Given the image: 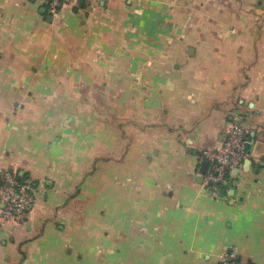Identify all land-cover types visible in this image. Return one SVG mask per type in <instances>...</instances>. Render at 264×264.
<instances>
[{
    "label": "crops",
    "instance_id": "1",
    "mask_svg": "<svg viewBox=\"0 0 264 264\" xmlns=\"http://www.w3.org/2000/svg\"><path fill=\"white\" fill-rule=\"evenodd\" d=\"M86 5L0 0V182L35 197L0 264H264V0ZM232 125L250 156L212 194Z\"/></svg>",
    "mask_w": 264,
    "mask_h": 264
},
{
    "label": "built area",
    "instance_id": "2",
    "mask_svg": "<svg viewBox=\"0 0 264 264\" xmlns=\"http://www.w3.org/2000/svg\"><path fill=\"white\" fill-rule=\"evenodd\" d=\"M96 2L97 0H83V5L87 4V8L95 7ZM64 8L81 10L83 7L80 0H46V10L49 15L53 16ZM249 148L250 139L247 131L232 125L225 130L224 140L220 146L200 153L208 163L203 175V183L208 186L212 194L231 180V172L250 156ZM34 203L33 185L30 179L19 178L9 172L3 175L0 182V221L14 223L29 221ZM235 258L233 250H226L219 256V264H239Z\"/></svg>",
    "mask_w": 264,
    "mask_h": 264
},
{
    "label": "water",
    "instance_id": "3",
    "mask_svg": "<svg viewBox=\"0 0 264 264\" xmlns=\"http://www.w3.org/2000/svg\"><path fill=\"white\" fill-rule=\"evenodd\" d=\"M82 3H83V0H80V4L82 5ZM208 163H207V161H204L203 162V166L204 167H206V165H207ZM204 173V170H202V174Z\"/></svg>",
    "mask_w": 264,
    "mask_h": 264
}]
</instances>
